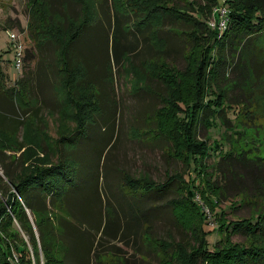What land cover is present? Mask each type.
Returning <instances> with one entry per match:
<instances>
[{
    "label": "trees",
    "instance_id": "obj_1",
    "mask_svg": "<svg viewBox=\"0 0 264 264\" xmlns=\"http://www.w3.org/2000/svg\"><path fill=\"white\" fill-rule=\"evenodd\" d=\"M153 1L155 4L151 7L147 1L133 3L129 12L116 11L112 15V55L111 60L109 57L107 59L118 63L119 58L130 57L120 46L122 38L130 30H146L151 42L162 40L157 32L164 19L186 26V29H170L178 35L183 34L188 53L184 56V72L175 70L173 75L172 69L165 70L167 94L163 101L168 109L165 111V124L157 126L159 135L169 145V156L181 161L184 171L167 174L163 181H153L145 174L135 176L121 171L120 193L126 189L136 196L122 194L129 198L128 216L134 221H141L145 229L146 222L141 219L147 211H142L140 202L148 199L150 203L157 195L161 197L164 190L172 188L174 196L167 199L166 204L173 218L181 223V210L189 203L199 218L196 231L201 236L199 246L194 249L189 250L186 245L180 244L184 242H177V252L182 255L176 259V264H264V153L254 151L250 146L237 145V134L244 128L248 130L253 127H246L247 121H235L245 114L252 123L255 121L253 119L262 116V113L264 115V104L259 113L257 100L253 97L256 82L264 78V51L258 47L260 42L264 49V0H185L184 6L168 5V0ZM27 5L30 6L26 22L29 37L38 49L51 41L54 58L47 62V58H43L46 55L30 49V53L23 54V59L36 54L45 59L43 71L47 75L48 71L54 74L56 79L52 86L56 106L66 102V98L59 94L62 72L74 68L75 63L81 66L77 69L76 85L84 82L95 88L97 102L103 101L105 94L108 97L107 90L98 88L97 79H89V75L93 74L84 49L80 53L81 47L76 50L84 30L90 25L93 29L97 28L95 24L84 16L79 19L77 14L73 17L55 11L51 0H46V3L44 0H27ZM217 5L226 9V27L222 32L208 24ZM131 14L135 18L125 19ZM57 16L68 22L66 27H70V30L62 27L66 28L65 35L57 24ZM213 16L217 22V16ZM55 19L57 23H54ZM10 22L21 27L18 19H10ZM107 39L105 35V41ZM257 57L262 63L260 73L257 72ZM139 63L142 67V62ZM110 66V62L105 63V81L111 73ZM233 70H237L235 77L229 75ZM27 74L23 73L9 86L0 69V131L11 133L15 138L29 118L26 117L27 113L34 108L27 105L21 107L15 100L21 94L28 100L32 98L31 78ZM241 75L244 81L241 78L237 81V76ZM248 75L250 77L246 79ZM46 80L48 85L50 79ZM237 86H240L242 93L229 94ZM99 89L104 91L103 94ZM142 89L139 87L136 91ZM244 93L248 96L245 97ZM112 99L105 98L104 105H108ZM233 103L238 108L232 109ZM111 104H116L114 99ZM229 111L234 114L233 120L227 115ZM32 116L35 119L37 115ZM87 124L80 123L70 134L62 135L57 141L60 157L42 167L27 166L15 173L9 167L11 162L0 159V167L7 181L4 183L6 188L1 186L5 200L0 202V264H104L100 261L104 256L118 258L115 264L126 262V259L112 253L100 251L96 248L97 243H92L93 238L102 236L105 228L113 224L117 217L112 202L107 201L110 210L107 208L103 221L95 226L92 221L87 222L89 230L74 231L72 223L63 216L77 217L76 207L70 198L71 177L65 168L67 156L63 150L68 144L76 142L74 136L86 129ZM258 126L261 127L260 123ZM201 128L220 129L218 138L210 141V136L199 137ZM18 150L21 152L22 148ZM16 160H19L18 156ZM195 178L200 180L201 186L195 185ZM2 180L0 177V182ZM139 191L141 193L137 197ZM228 199H231L229 211L232 214L243 207L248 214L228 219L225 209L220 207L222 200ZM211 218L215 225L209 226ZM144 229L141 235L150 237ZM82 233L87 235L86 242L82 239ZM213 235L219 237L210 241L209 237ZM233 235H241L244 240L231 241ZM167 242L173 244V241ZM81 253L84 260H81Z\"/></svg>",
    "mask_w": 264,
    "mask_h": 264
},
{
    "label": "rangeland",
    "instance_id": "obj_2",
    "mask_svg": "<svg viewBox=\"0 0 264 264\" xmlns=\"http://www.w3.org/2000/svg\"><path fill=\"white\" fill-rule=\"evenodd\" d=\"M40 1L42 0H38V2ZM145 1L149 7L155 4L153 0H51L53 8L56 7L55 11L66 15L71 14L73 17L77 14L79 19L84 16L97 27L93 29L90 25L84 30L81 36L82 42L79 41L76 50L81 47L80 53L84 49V56L89 61L93 74L89 75V79L91 81L97 79L99 81V83L97 82L98 88L107 90L108 97L105 94L104 99L112 97L116 102L115 105L111 104L112 99L108 105H104V99L97 102L95 88L85 85L84 82L76 85V78L79 74L77 69L81 66L75 63L73 64L74 68L62 72V89L59 94L66 98V102L57 107L52 90V86L56 82L55 76L48 71L49 78L43 69L45 60L43 58H47V62L54 58L50 46L52 45L51 41L46 42L43 48L38 49L29 37L26 22L29 18L30 6L28 7L27 0H0V69L4 74L6 85L9 86L13 85L20 75L28 73L33 90L31 91L32 98L28 100L21 94L15 100L21 107L26 105L34 107L27 113L26 117L29 118L25 120L16 134L17 138L11 133L0 131V159L11 162L9 167L15 173H19L27 166L42 167L57 159L59 154L57 141L62 135L70 134L78 128L80 123L87 124L89 122L86 129L74 136L76 142L68 144L63 150L67 156L65 168L71 177L70 198L73 199H71L72 205L74 204L73 206L76 207L77 217L68 214H63V216L72 223L74 231L89 230L87 222L92 221L95 226L103 221L105 213L108 212V209L110 210L108 202H112L117 217L112 222L113 224L105 228L102 236L96 235L93 238L92 243L93 245L97 243L96 248L126 259L124 264H176V259L182 255L177 252L176 246L180 241L184 242L180 244L186 245L189 250L199 246L201 241V236L196 231L199 218L194 207L187 203L186 207L181 210V226L180 222L175 221L170 207L166 204V200L174 196L173 189H166L161 197L157 195L159 198L151 199L152 202L149 203L148 199L145 202L144 200L140 202L142 211L145 209L147 211L141 219L146 222L144 229L141 221H134L128 216L129 198L125 196L134 198L136 196L126 189L121 190L125 195L123 196L120 193L121 188H119L121 171L135 176L145 174L153 181H163L167 174L184 171L182 162L169 156V145L159 135L160 130L157 126L165 124V111L168 109L163 101L167 94L165 70L172 69L173 75H175V70L184 72L186 67L184 56L188 53V46L184 41L183 34L178 35L170 29L171 27L186 29V26L164 19L162 27L160 26L161 28L157 32L158 37L162 40H152L151 42L147 38L146 30L133 32L130 30L122 38L120 44L130 57L122 60L119 58L118 63L115 60L108 61L107 59L109 57L111 60L112 55L110 37L113 27L112 15H115L116 11L129 12L133 3ZM184 1L168 0L166 3L184 6ZM44 2L46 3V0ZM42 7L44 9V6ZM56 18L59 19V23L56 19L54 23H57L59 27L68 25V22L61 17L57 16ZM132 18H135L134 14L125 19L131 20ZM10 19H18L22 29L11 25ZM122 19L124 21L123 17ZM66 28H62L64 35ZM67 30H70V27ZM8 31L16 33L19 40L21 39L24 56L30 53V49L46 56L43 58L37 54L29 56L23 59L22 71L16 68L13 63L15 42L9 37ZM105 35L108 38L107 41H105ZM258 47L264 51L260 42ZM145 59L148 60L144 61ZM140 61L143 64L142 67ZM260 61L257 57L256 64L259 73L262 66ZM108 62L111 63V73L105 81L104 77L107 73L105 63ZM137 64L140 67L135 66ZM236 74L237 70L229 73L234 77ZM249 77L250 75L246 79ZM239 78L244 81L242 75L237 76V81L241 80ZM46 79H50L48 85ZM257 82L254 86L256 93L253 94V97L257 100L260 113L264 104V78L262 77ZM249 84L250 82L247 81V85ZM242 86L245 87V85ZM139 87L144 88L143 91H136ZM99 92L103 94L104 91L99 89ZM230 92L229 94L232 95H240L242 90H240V86H237ZM244 94L245 97L248 96V94ZM101 102H103L102 105ZM231 108L236 109L238 105L233 103ZM249 108L248 110L251 111V107ZM240 109L244 111L241 106ZM33 114L37 115L36 120L32 116ZM227 115L233 120L232 111H229ZM253 120L255 121L251 123L245 114L235 120L236 122L247 121L246 127H255V129L248 130L244 128L237 134V145L250 146L252 150L264 153L263 113L262 116ZM258 123L261 127L258 126ZM160 129L163 130L161 127ZM219 133L220 129L205 130L201 128L199 137L210 136L209 140L211 141L213 138L217 139ZM19 147L22 148L21 152L18 150ZM17 156L20 161L16 160ZM0 177L3 179L0 182V202H4L5 196L2 190L6 188L4 185L6 178L1 167ZM194 182L195 185H200L198 178H195ZM140 193L141 191L136 193L137 197ZM230 201L231 199L222 200L220 204V207L225 209L228 219L248 214L244 207L232 214L229 211ZM214 222L211 218L208 225H215ZM143 229L150 234V237L141 235ZM81 236L86 242L87 235L82 233ZM218 237V235H213L209 239L214 241ZM230 240L243 241L244 238L241 235H233ZM167 241H173V244H169ZM80 255L81 260H84L82 253ZM116 260L118 258L116 259L114 256H104L100 261L104 264H115ZM120 262L122 263V260Z\"/></svg>",
    "mask_w": 264,
    "mask_h": 264
},
{
    "label": "built area",
    "instance_id": "obj_3",
    "mask_svg": "<svg viewBox=\"0 0 264 264\" xmlns=\"http://www.w3.org/2000/svg\"><path fill=\"white\" fill-rule=\"evenodd\" d=\"M225 12L226 9L223 6L217 5L216 7L213 8L212 11V17L209 18L208 20V24L211 28H214L216 26V28L218 29L219 32H222L225 27H226V22L224 19L225 16ZM213 14H215L218 18V21L216 22L215 17L213 16ZM8 35L11 38L12 41L15 42V56H14V65L16 68L21 69L22 68V64H23V54H24V47L22 44L21 39L19 40V36L14 33V32H10L8 31Z\"/></svg>",
    "mask_w": 264,
    "mask_h": 264
}]
</instances>
